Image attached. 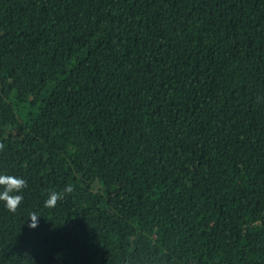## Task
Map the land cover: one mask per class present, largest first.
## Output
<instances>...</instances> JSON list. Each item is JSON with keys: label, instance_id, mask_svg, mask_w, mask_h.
Returning a JSON list of instances; mask_svg holds the SVG:
<instances>
[{"label": "trees", "instance_id": "trees-1", "mask_svg": "<svg viewBox=\"0 0 264 264\" xmlns=\"http://www.w3.org/2000/svg\"><path fill=\"white\" fill-rule=\"evenodd\" d=\"M0 173V264H264V0H0Z\"/></svg>", "mask_w": 264, "mask_h": 264}, {"label": "clouds", "instance_id": "clouds-1", "mask_svg": "<svg viewBox=\"0 0 264 264\" xmlns=\"http://www.w3.org/2000/svg\"><path fill=\"white\" fill-rule=\"evenodd\" d=\"M26 181L23 177L13 176L0 173V202L9 212H15L17 207L23 200L21 189L25 186ZM73 190L72 184H66L61 191H51L47 194L43 204L45 207L52 208L56 205L58 199H61L65 193H70ZM41 216L36 213L30 214L27 218V225L30 228L37 227Z\"/></svg>", "mask_w": 264, "mask_h": 264}]
</instances>
